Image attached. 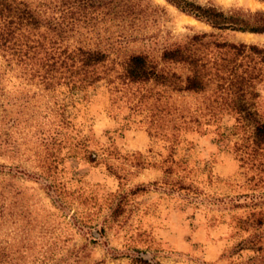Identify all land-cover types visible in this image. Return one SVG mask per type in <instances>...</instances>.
Returning a JSON list of instances; mask_svg holds the SVG:
<instances>
[{
	"label": "rangeland",
	"instance_id": "1",
	"mask_svg": "<svg viewBox=\"0 0 264 264\" xmlns=\"http://www.w3.org/2000/svg\"><path fill=\"white\" fill-rule=\"evenodd\" d=\"M193 1L222 10L264 12L260 0ZM149 2L157 10L146 17L145 27L131 30L133 38L113 45L119 54L156 57L165 42L201 32L264 47V34L214 31L164 0ZM120 32L110 27L101 36L112 42ZM260 84L257 106L264 118ZM33 90L32 85L6 82L1 89L6 114L0 120V165L4 171L15 167L0 175V245L7 264H128L133 254L155 264H264V162L261 168L250 166L217 140L232 123L229 114H220L218 124L180 131L173 157L183 162L166 172L161 160L168 143L150 138L141 115L122 102L110 105L102 80L80 98L58 88L56 99L71 104L74 132L87 138L95 161L72 155L67 146L58 150L54 175L68 195L57 204L35 176L44 148L34 125L45 128L40 124L46 122L43 101L34 96L28 112L15 113L21 98ZM199 100L187 93L179 97L183 106ZM25 113L37 118L31 126L22 125Z\"/></svg>",
	"mask_w": 264,
	"mask_h": 264
},
{
	"label": "trees",
	"instance_id": "2",
	"mask_svg": "<svg viewBox=\"0 0 264 264\" xmlns=\"http://www.w3.org/2000/svg\"><path fill=\"white\" fill-rule=\"evenodd\" d=\"M164 1L214 31L264 34L263 11L222 10L193 0ZM155 10L149 0H0V96L5 82L23 83L36 90L21 98L24 104H18L15 113L28 112L34 96L43 101L46 122L40 124L45 128L42 131L39 124H33L40 128L36 132L44 148L35 176L53 203H61L68 195L54 175L58 150L67 146L72 155L95 161L87 138L74 132L68 111L71 104L56 99L55 92L61 88L66 96L80 98L100 80L110 105L122 102L131 113L141 115L150 138L168 143L169 152L161 160L168 166L166 172L170 165L183 162L173 157L180 131L201 123L218 124L222 113L229 114L232 123L226 132L218 133L217 140L240 161L262 167L264 118L257 106V84L264 90V47L218 40L214 32H201L165 42L156 57L146 52L119 54L113 45L133 38L131 30L145 27L146 17ZM110 27L124 31L112 42L101 36ZM183 93L200 100L183 106L179 101ZM5 114L0 103V120ZM25 115L23 126L36 122L32 113ZM12 120L13 124L17 118ZM3 168L0 165V175L15 170ZM3 188L0 185V209ZM4 250L0 245V264L8 261ZM128 264L155 263L133 254Z\"/></svg>",
	"mask_w": 264,
	"mask_h": 264
},
{
	"label": "bare ground",
	"instance_id": "3",
	"mask_svg": "<svg viewBox=\"0 0 264 264\" xmlns=\"http://www.w3.org/2000/svg\"><path fill=\"white\" fill-rule=\"evenodd\" d=\"M220 1H221V0H220ZM223 1H224V0H223ZM251 2H252V1H251ZM251 4H253V2H252ZM254 4L257 5V6H258V5L260 6L262 3L258 2V1H255Z\"/></svg>",
	"mask_w": 264,
	"mask_h": 264
}]
</instances>
